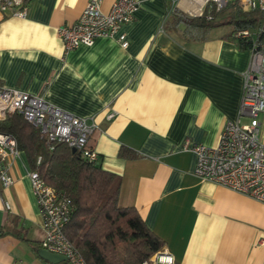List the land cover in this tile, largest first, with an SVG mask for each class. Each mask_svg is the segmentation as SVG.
Returning a JSON list of instances; mask_svg holds the SVG:
<instances>
[{
  "label": "crops",
  "instance_id": "0c3cea01",
  "mask_svg": "<svg viewBox=\"0 0 264 264\" xmlns=\"http://www.w3.org/2000/svg\"><path fill=\"white\" fill-rule=\"evenodd\" d=\"M87 1L26 0L25 17L0 18V85L94 116L92 142L102 168L120 178L119 205L135 207L178 264H264V203L195 176V154L184 149L215 146L228 120L248 121L239 108L250 49L227 24L186 39L170 26V0H138L119 30L126 48L114 36L66 51L58 29ZM205 6L176 0L174 10L198 16ZM258 119L264 142V113ZM121 147L133 157H120ZM10 161L13 183L0 186V264H51L37 253L44 234L26 155Z\"/></svg>",
  "mask_w": 264,
  "mask_h": 264
},
{
  "label": "built area",
  "instance_id": "2783aa9c",
  "mask_svg": "<svg viewBox=\"0 0 264 264\" xmlns=\"http://www.w3.org/2000/svg\"><path fill=\"white\" fill-rule=\"evenodd\" d=\"M104 0H88L77 19L58 29L66 51L81 45L91 46L99 37H114L127 47L125 34L120 28L134 19L138 0H114L107 11L102 10ZM170 12L176 0H170ZM215 10L226 7L228 0H205ZM244 11H258L264 16V0H239ZM27 12L26 0H0V18L7 15L23 18ZM210 18V17H209ZM264 31V24L260 27ZM236 38L251 37L248 29L238 30ZM250 61L242 73L243 89L239 108L241 119L228 120L215 146L192 144L184 149L195 154V176L246 195L264 203V142L260 139L258 115L264 113V47L253 43ZM18 113L39 129L48 142H63L75 148L82 158L98 160L92 142L100 130L94 116H77L47 102L42 96L17 88L0 85V119ZM114 112L107 115L110 120ZM16 140L0 133V186L9 187L13 179L9 174L11 158L18 154ZM39 159L37 160V163ZM31 191L41 216L43 229L42 248L65 257L63 264H87L76 246L67 238L64 228L70 220L72 202L64 193L48 185L37 170L27 172ZM9 208V205L7 204ZM264 245V238L258 242ZM143 264H178L166 248L152 253Z\"/></svg>",
  "mask_w": 264,
  "mask_h": 264
},
{
  "label": "trees",
  "instance_id": "16d2710c",
  "mask_svg": "<svg viewBox=\"0 0 264 264\" xmlns=\"http://www.w3.org/2000/svg\"><path fill=\"white\" fill-rule=\"evenodd\" d=\"M170 14V26L186 39L204 40L212 28L227 24L232 37L238 30L251 32L250 38H238L241 49H250L253 43L264 47V31H260L264 16L244 11L238 1L220 10L207 3L198 16L177 9ZM0 133L10 134L18 150L25 153L30 169L70 198L73 209L64 233L87 264H143L163 246V239L145 225L135 207L119 205L120 178L103 169L99 159L87 160L63 142L46 141L18 113L0 119ZM118 155L133 157L125 147Z\"/></svg>",
  "mask_w": 264,
  "mask_h": 264
},
{
  "label": "water",
  "instance_id": "95a60500",
  "mask_svg": "<svg viewBox=\"0 0 264 264\" xmlns=\"http://www.w3.org/2000/svg\"><path fill=\"white\" fill-rule=\"evenodd\" d=\"M73 152H75V148H71ZM38 255L48 261L51 264H59L63 261H65V257L63 255L54 253V252H50L44 248H40L37 250Z\"/></svg>",
  "mask_w": 264,
  "mask_h": 264
}]
</instances>
